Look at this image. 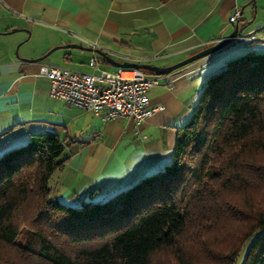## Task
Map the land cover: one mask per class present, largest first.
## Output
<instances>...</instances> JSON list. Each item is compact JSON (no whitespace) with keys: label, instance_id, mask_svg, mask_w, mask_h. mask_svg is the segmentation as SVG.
Here are the masks:
<instances>
[{"label":"trees","instance_id":"16d2710c","mask_svg":"<svg viewBox=\"0 0 264 264\" xmlns=\"http://www.w3.org/2000/svg\"><path fill=\"white\" fill-rule=\"evenodd\" d=\"M65 140L35 131L0 153V243L35 254L39 264H162L160 250L177 264H199L186 245L199 243L208 256L220 240L208 243L213 225L244 206L240 264H264V190L255 196L264 186V51L251 48L209 74L170 163L103 199L73 204L55 194L50 179L66 161ZM227 191L242 207L224 205ZM239 252L223 264H237Z\"/></svg>","mask_w":264,"mask_h":264},{"label":"crops","instance_id":"0c3cea01","mask_svg":"<svg viewBox=\"0 0 264 264\" xmlns=\"http://www.w3.org/2000/svg\"><path fill=\"white\" fill-rule=\"evenodd\" d=\"M235 8L241 14L231 22ZM236 24L255 39L233 40L161 75L149 97L164 108L139 127L131 117L103 120L50 94L40 67H69V47H60V61L30 60L77 43L70 48L91 52L89 61L99 49L119 61L170 65L221 41ZM251 48L264 51V0H0V153L32 132H56L67 158L50 179L55 194L73 204L103 199L172 160L206 78Z\"/></svg>","mask_w":264,"mask_h":264},{"label":"built area","instance_id":"2783aa9c","mask_svg":"<svg viewBox=\"0 0 264 264\" xmlns=\"http://www.w3.org/2000/svg\"><path fill=\"white\" fill-rule=\"evenodd\" d=\"M240 14V9L235 8L229 20L235 22ZM233 39L244 42L255 39V36L240 33ZM97 61V57H92L89 62L96 65ZM40 71L50 78L53 97L91 110L103 120L131 117L139 127L148 116L164 108L161 104H151L149 97V89L160 83L161 75L142 68L119 66L91 73L42 64Z\"/></svg>","mask_w":264,"mask_h":264},{"label":"rangeland","instance_id":"374dc122","mask_svg":"<svg viewBox=\"0 0 264 264\" xmlns=\"http://www.w3.org/2000/svg\"><path fill=\"white\" fill-rule=\"evenodd\" d=\"M20 47L21 45L18 48L20 49ZM67 49L73 53V59L67 63V66L71 67L72 69L91 73L100 72L102 69H114L112 65L104 61L103 56H101L100 54H98L99 63L98 65H96L97 67H92L88 64L89 58L92 55L91 52H86L84 50L70 47ZM48 57L56 59L58 61L62 60V48L54 50L51 54L48 55ZM230 82H233V78H230L226 82L227 85L230 84ZM263 188L264 186L258 187V189L255 190V196L263 198ZM227 192L225 193L226 198L222 199L224 205L230 206L229 201L231 200L234 203V200H236V204L242 207V201L240 199L241 196L238 197V195L233 194L232 192ZM260 194L263 196H260ZM233 206H236L235 203ZM248 223L249 216L247 215L246 207L243 206V212H240V214H237L234 210H231L229 214L222 215V217L218 219L217 223L213 225L216 231L211 229L213 237L210 241H208V243L212 246L215 239V242L218 239L220 240L218 241L217 246L213 245L214 249H210L208 251V256H205L206 250L204 249V247L201 248L199 243H196L189 238L188 239L190 240V242L186 245L187 248L185 252L190 254L195 260L198 261L199 264H223L226 263L227 260H231V258L228 257L229 251H231L235 247H238L240 249V252L238 257L236 258L237 264H240L248 244L247 240H244V234L247 229ZM31 226L33 225L27 224L23 226L22 234L19 237L22 242L25 241V236L27 235L26 230H28ZM155 255L157 257V260L162 264H177L170 251L160 250ZM0 258L5 264L40 263L38 257L35 254L23 251L19 246L7 245L4 243H0Z\"/></svg>","mask_w":264,"mask_h":264},{"label":"water","instance_id":"95a60500","mask_svg":"<svg viewBox=\"0 0 264 264\" xmlns=\"http://www.w3.org/2000/svg\"><path fill=\"white\" fill-rule=\"evenodd\" d=\"M17 30V28H13L12 31ZM242 27L239 26V24H236L234 29L232 30V32L224 37L221 41L212 44L208 47H205L204 49L180 60L177 61L173 64L170 65H157V64H153V63H149V62H136V61H119L116 60L115 58L111 57L108 53L102 51V50H97L98 53L103 56L105 58V60L107 62H109L111 65L115 66V67H119V66H134V67H138V68H142L145 70H149L152 73L158 74V75H163V74H167L170 73L178 68H181L195 60H198L199 58H202L204 56H207L225 46H227L228 44H230L231 42H233V38L237 35L242 33ZM82 47L80 44L77 43H68V44H63V45H56L54 47H52L51 49H49L45 54L39 56V57H34L31 58L30 60L33 61H41L44 58H46L49 54H51L54 50H56L57 48L60 47Z\"/></svg>","mask_w":264,"mask_h":264}]
</instances>
